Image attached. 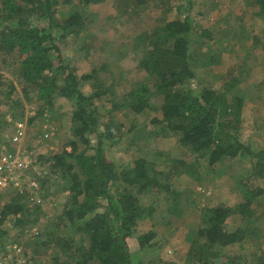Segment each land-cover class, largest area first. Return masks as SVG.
<instances>
[{
	"label": "rangeland",
	"instance_id": "374dc122",
	"mask_svg": "<svg viewBox=\"0 0 264 264\" xmlns=\"http://www.w3.org/2000/svg\"><path fill=\"white\" fill-rule=\"evenodd\" d=\"M76 1L59 3L57 18L63 19ZM193 2L191 11H187L186 0H149L139 7L133 0H100L82 9L85 26L77 35L61 41L60 48L78 77L97 70L95 81L80 80V87L86 94L98 85H102L99 90L105 91L93 100L100 116L97 131H103L105 124L119 126L120 140L105 145L108 159L119 168L131 166L137 157L152 161V170L158 172L162 181L165 179L170 190H175L169 199L163 196L165 193L152 191L140 196L143 208L152 213L139 221L134 236L150 229L156 233L151 241L154 246L145 253L144 260H150L154 251L164 260L188 264L187 250L205 210L218 204L234 208L248 200L254 214L242 222L246 229L244 240L219 249L215 264H222L224 256L234 258L233 264H264V193L252 195L264 187V171L253 174L248 157L243 156L213 165L196 158L158 121L161 115L156 103L154 108L137 114L127 107L111 106L110 100L126 96L147 78L137 65L143 53L141 48L134 51V36L149 34L157 25L191 12L197 22L195 31L208 30V36L190 42L192 87L217 89L235 79L234 90L244 98L240 138L253 149L264 150V19L254 0ZM20 59L18 52L5 54L0 50V147L26 150L27 157L42 170L36 173L37 178L42 176V201L37 205V214L30 211L29 217L36 214L30 223L14 226L13 216L2 222L1 228L7 234L0 239V264H52L48 257L56 254L60 264L73 251L71 246L82 241L81 234L72 227L61 225L58 233L62 234L56 231L58 217L69 197V182L53 167L54 156L70 152V119L75 107L73 101L63 97H56L52 105L39 99L36 88L26 87L21 80ZM17 128L23 130L22 136L18 143L11 144ZM96 143L97 137L92 135L89 146L80 145L79 151L92 153ZM178 157L187 161L182 169L173 162ZM66 159L74 162L67 154ZM184 168L190 171L185 173ZM27 203L32 206V202ZM239 224L240 216L232 213L224 226L233 231ZM44 232H54L58 245L68 235L66 246L70 243V247L66 251L49 247L47 254H36L30 259L33 246L40 252Z\"/></svg>",
	"mask_w": 264,
	"mask_h": 264
},
{
	"label": "trees",
	"instance_id": "16d2710c",
	"mask_svg": "<svg viewBox=\"0 0 264 264\" xmlns=\"http://www.w3.org/2000/svg\"><path fill=\"white\" fill-rule=\"evenodd\" d=\"M71 1H0V50L5 54L18 52L21 56L22 82L26 87L36 88L39 99L47 105H52L56 97H63L73 101L75 107L70 119V152L66 153L74 162H68L66 154L54 156L53 167L61 171L63 177L66 175L69 182V197L58 217L56 231L58 233L62 226L72 227L74 232L81 234L82 241L71 246L73 251L67 253L60 264H176L160 258L154 251L150 260H144L145 253L154 246L151 241L156 236L155 231L150 229L134 236L139 221L152 213L151 209L143 208L140 196L152 191L165 193L163 196L169 199L175 190H170L165 179L162 181L158 172L152 170V161L137 157L131 166L119 168L105 155V145L120 140L119 126L105 124V129L98 132L100 116L93 100L105 91L99 90L102 85H98L86 94L80 87V80L95 81L97 70L92 69L89 74L78 77L60 48L61 41L77 35L85 26L86 14L82 9L100 0H77L63 19L57 18L56 6ZM147 1L133 0V3L139 7ZM186 1L187 11H191L194 2ZM254 4L264 19V0H254ZM196 28L195 16L186 12L182 18L157 25L149 34L135 35L132 45L134 51L141 48L143 53L137 65L147 74L146 81L126 96L110 100L111 106L127 107L137 114L154 108L156 103L161 115L158 121H162L164 129L196 158L213 165L223 159L248 157L251 172L259 175L264 171V150H255L240 138L244 98L234 90L236 80L217 89L211 86L196 89L191 85L194 74L190 42L208 36L207 28H201L199 32ZM92 135L97 137L92 153L79 151L80 145L89 146ZM178 158L173 162L177 169H182L187 161L184 157ZM184 171L190 170L184 168ZM263 193L264 187L253 191L252 195ZM27 202L23 195H7L1 204L0 239L7 234L1 224L9 216L14 217V226L30 223L36 218L40 208L29 206ZM34 210L36 214L29 217L30 211ZM232 213L240 216V224L233 231H227L224 223ZM252 213L248 200L234 208L218 204L205 210L187 250L188 264H215L219 249L244 240L246 229L242 222ZM43 236L40 252L33 246L30 259L36 254H47L49 247L58 251L70 247V243L66 246L68 235L65 242L60 240V245L54 232H44ZM49 258L52 264H59L57 254ZM234 261V258L224 256L222 264H233Z\"/></svg>",
	"mask_w": 264,
	"mask_h": 264
},
{
	"label": "built area",
	"instance_id": "2783aa9c",
	"mask_svg": "<svg viewBox=\"0 0 264 264\" xmlns=\"http://www.w3.org/2000/svg\"><path fill=\"white\" fill-rule=\"evenodd\" d=\"M22 133L23 130L17 128L10 138L11 144L18 143ZM39 172L42 173V170L27 157L26 150L0 147V218L2 199L10 193L25 196L32 205H38L42 201L40 184L42 176L36 177V173Z\"/></svg>",
	"mask_w": 264,
	"mask_h": 264
}]
</instances>
